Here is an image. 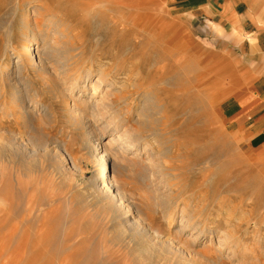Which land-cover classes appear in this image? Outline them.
Instances as JSON below:
<instances>
[{"label":"rangeland","instance_id":"rangeland-1","mask_svg":"<svg viewBox=\"0 0 264 264\" xmlns=\"http://www.w3.org/2000/svg\"><path fill=\"white\" fill-rule=\"evenodd\" d=\"M24 5L48 73L14 48ZM261 76L264 0H0V88L19 79L31 110L0 94V264L264 262V151L226 121ZM36 131L72 162L9 142ZM95 143L120 166L124 208L92 184Z\"/></svg>","mask_w":264,"mask_h":264},{"label":"bare ground","instance_id":"bare-ground-1","mask_svg":"<svg viewBox=\"0 0 264 264\" xmlns=\"http://www.w3.org/2000/svg\"><path fill=\"white\" fill-rule=\"evenodd\" d=\"M35 9H36L35 11L37 12V13H35V11H34L35 14H39L41 12V8H37L36 7ZM32 12L33 11H31V9L28 6L24 5V11H23V14L21 13L22 16H21V19H20V24H21V27L23 29L21 31V34H22L23 37H22L19 45L14 46V48L15 49L17 47L19 48L18 49V53H20L19 51L22 52L23 49H24V51L28 50L27 53L30 54L29 56H28V54H24V55H26V58H28L29 60L28 59H27V61L24 60L25 63L24 64L22 63L23 66H24L23 69L27 68V63L26 62H28L31 65V67H33V69H35V71L40 72V73H48L49 72L48 63L52 59V54H47L48 53V52H46V51H48L47 48H45L46 50L38 49V47L32 48L34 37L33 36L31 37L30 35H34L35 34L34 26L32 27L33 24L31 23L32 22V15H33ZM36 49H37V51H35ZM35 54H37V55H35ZM20 55H22V54H20ZM76 56L77 55L74 54L72 51L71 52H67V53L62 54L61 56H59L57 61L55 62V64H57L58 68L61 70V72L63 74H66L67 71L69 70V64H70L69 62L74 60ZM20 60H23V58H21ZM8 63H9V59L6 60V65H5V67H3V69L4 68L5 69L8 68ZM20 66H22V65H20ZM21 68L22 67H20L19 69H21ZM88 76L89 75L87 74V75H84L82 78L88 77ZM15 81H12L11 79L7 78L6 84H5V81H4L5 86H3V90L1 89L2 86L0 88V91L2 90V93L0 92V94L6 95L7 91L9 90V93L11 95V99L9 101L7 100L4 103V105L5 106L8 105V108L12 109L14 111L16 109L19 114L21 113L24 116V118H26L31 113V110L29 109V107H27L25 105L26 101L23 98L24 95L20 96L21 95V91H20L19 83H21V82L19 81V79H18L17 83H14ZM76 81H77V79H76ZM69 86H70L69 90L71 91L72 88H74V86H77V85L76 84L75 85L70 84V85H68V87ZM80 89H81L80 92H84L85 88L79 87V90ZM13 100H14V102H13ZM13 103H14L15 107H12ZM9 116H11V117L13 116L14 118H16L14 112H12V111L10 112ZM23 127H26V126L24 125ZM19 133H20V135H17V136H15V135L8 136L10 144L13 147L17 148L18 150L25 151V153H28V152L30 153L31 151L34 152L37 149L41 148L42 150L45 149L47 151V154L50 153V155L54 154L55 156H59L60 155L59 157H61L62 160L65 161V159H66L67 161H69V163L72 162L71 158H70L71 156H68L69 154H66L67 152H65L66 155H64L61 152V151H65V150H61V148H60L61 146L59 147L60 150L59 149H55L54 148L55 146L52 145L53 143L49 141V138L41 136L39 131H36L34 133L35 134L34 135V140L33 139L31 140L32 136L30 138L29 137L28 138L24 137L26 132H19ZM0 137H1V135H0ZM238 138H239L240 141L245 140L244 138H241V137H238ZM31 146H32V148H31ZM91 151H93L94 154H95V159H94V162H93L94 165H95V174H94V176L92 178L93 186L96 188L98 194L100 196H102L104 199L110 201L111 203H113L115 205H118V204L121 205V206L124 205L123 201L126 198H125L124 194H122V192L120 191V188H118V185L116 184L113 176L110 175V173H109L110 167H111V170H113V172L119 171V168H120L119 164L114 159H112L110 154H108L109 152H107L106 148L103 147L102 145H100L99 143L93 144L91 146ZM122 207L124 208V206H122ZM190 226H191L192 229H196L194 223L190 224ZM160 243L165 246L166 252H168V253H170L172 255H176V256L182 257V258H184V257L188 258L190 256L193 257V255H191L189 252H187V250H186V248L184 246L179 245L175 241H172V240H170L168 238L164 239V240H160ZM263 263L264 262H262L261 264H263Z\"/></svg>","mask_w":264,"mask_h":264},{"label":"crops","instance_id":"crops-1","mask_svg":"<svg viewBox=\"0 0 264 264\" xmlns=\"http://www.w3.org/2000/svg\"><path fill=\"white\" fill-rule=\"evenodd\" d=\"M248 37L253 38L251 35ZM256 83L255 91L246 93L241 97L239 103L228 102L230 103L229 107L231 106L233 109L231 108L228 112L230 115L226 121L230 122V127L233 130H237L238 137L245 139L243 141L251 150L264 151V76H261L260 81L257 80ZM232 110L238 113L244 111V118L233 122L234 112Z\"/></svg>","mask_w":264,"mask_h":264}]
</instances>
